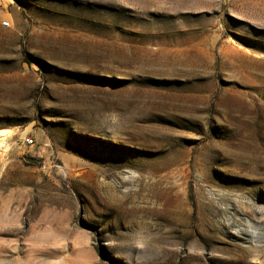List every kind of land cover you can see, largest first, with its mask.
<instances>
[{
  "label": "rangeland",
  "instance_id": "rangeland-1",
  "mask_svg": "<svg viewBox=\"0 0 264 264\" xmlns=\"http://www.w3.org/2000/svg\"><path fill=\"white\" fill-rule=\"evenodd\" d=\"M0 264H264V0H0Z\"/></svg>",
  "mask_w": 264,
  "mask_h": 264
},
{
  "label": "built area",
  "instance_id": "built-area-1",
  "mask_svg": "<svg viewBox=\"0 0 264 264\" xmlns=\"http://www.w3.org/2000/svg\"><path fill=\"white\" fill-rule=\"evenodd\" d=\"M2 25L5 26V27H8L9 23L8 22H4V23H2ZM25 141H26V143H28L30 145L32 144V140L31 139H26Z\"/></svg>",
  "mask_w": 264,
  "mask_h": 264
},
{
  "label": "water",
  "instance_id": "water-1",
  "mask_svg": "<svg viewBox=\"0 0 264 264\" xmlns=\"http://www.w3.org/2000/svg\"><path fill=\"white\" fill-rule=\"evenodd\" d=\"M27 160H28V162H30V163H35V162H36L35 159H27Z\"/></svg>",
  "mask_w": 264,
  "mask_h": 264
}]
</instances>
